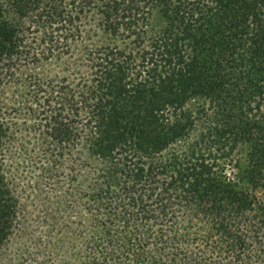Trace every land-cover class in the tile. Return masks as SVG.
<instances>
[{"label": "trees", "instance_id": "16d2710c", "mask_svg": "<svg viewBox=\"0 0 264 264\" xmlns=\"http://www.w3.org/2000/svg\"><path fill=\"white\" fill-rule=\"evenodd\" d=\"M0 264H264V0H0Z\"/></svg>", "mask_w": 264, "mask_h": 264}, {"label": "rangeland", "instance_id": "374dc122", "mask_svg": "<svg viewBox=\"0 0 264 264\" xmlns=\"http://www.w3.org/2000/svg\"><path fill=\"white\" fill-rule=\"evenodd\" d=\"M29 187H31V186H29ZM24 201H27L29 203V201L27 199H25ZM28 203H27V209L30 211L32 209V207H30ZM10 248L13 249V234H12V237H11V240H10Z\"/></svg>", "mask_w": 264, "mask_h": 264}]
</instances>
